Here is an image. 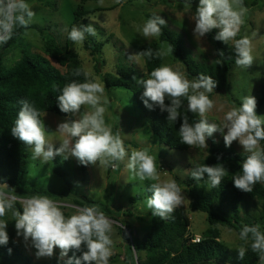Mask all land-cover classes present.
Returning <instances> with one entry per match:
<instances>
[{
    "label": "rangeland",
    "instance_id": "374dc122",
    "mask_svg": "<svg viewBox=\"0 0 264 264\" xmlns=\"http://www.w3.org/2000/svg\"><path fill=\"white\" fill-rule=\"evenodd\" d=\"M245 1L248 12L235 39L245 35L251 38L253 65L242 68L234 63L227 87L223 90L215 88L208 94L214 101L213 109L207 113L210 123L222 124L226 113L234 107H240L243 97L250 95L257 99V114L264 116V104L260 102L264 86V0ZM26 2L35 12L32 23L40 25L47 37L54 38L64 49L70 47L74 50L79 55L84 70L90 74L89 78L102 84L105 89L103 99L107 101L105 122L111 126L114 133L120 132L129 155L134 149L148 150L149 154L156 157V167L161 181L175 180L181 187L185 197L183 203L191 223L188 232L200 236L203 240L207 236L206 231L214 227L220 232L219 240L230 252L241 246L247 249L250 241L247 244L241 241L236 229L224 224L211 225L206 212L191 206L192 200L187 188L188 177L191 170L208 155L210 140L207 139V148L190 146L186 150L171 148L161 143L147 124L134 94L120 87L109 88L105 83V76L108 73H115L121 65L134 66L140 72L147 73L143 56L138 59L130 57L141 52V46L152 40L157 41L160 47L162 44L165 46L168 44L160 37L145 38L141 34L140 29L148 19V14L152 12L167 21L166 26L176 33L197 61L205 64L214 62L217 53L213 41L207 35L199 40L194 35L195 22L191 15L198 6L189 9L185 7V3L178 0H104L103 6H100L99 0H26ZM80 6L87 12L85 18L89 25L96 30L97 34L90 36L104 44L99 57L102 61L100 69H96L95 60L90 49L86 48L85 40L77 44L68 37L73 27H79L75 22V13ZM43 37L37 29H28L19 44L4 51V63L8 67L13 66L22 59L24 48H28L33 53L48 57L56 67L66 71L65 66H61L48 55ZM229 43L234 44V41ZM163 65L171 66L189 80L196 78L189 76L184 63L172 53L163 57ZM83 110L82 108L81 111ZM69 119H79V115L60 116L53 112L43 114L44 123L50 132H55L60 122ZM213 135L217 143L224 142L220 132ZM51 138L59 147L61 143L59 135L53 133ZM232 144L238 151L244 152L238 141ZM260 146L262 147L261 143ZM127 161L128 157H125L123 162H117V168L89 164L85 166V172H81L79 162L74 157L64 159L63 156H58L53 161L42 163L40 159L33 158L31 148L28 160L29 173L23 183L18 187L0 184V191L16 195L19 200L36 195L47 196L66 205L62 209L66 217L74 214L78 208L97 206L113 221L110 233L113 241L112 255L109 264H130L128 247L131 241H127L123 235V231L126 230L124 224H129L132 228L131 240L134 237L142 238L150 230L154 216L153 210L147 207V200L149 187L153 181L135 178L126 167ZM133 197L140 198L134 200ZM18 205L22 207V204L17 202L15 205L17 210ZM262 209L261 201L252 198L242 206L241 214L244 217L259 216ZM4 219L8 222L9 243L17 244L31 257L34 264L51 262L55 258L59 260V264H63L67 260V256L61 257L59 247L54 249L51 257H37V250L31 240L25 241L23 237L17 236L15 219L11 213ZM133 256L135 264H141L146 259L147 251L137 252L133 249Z\"/></svg>",
    "mask_w": 264,
    "mask_h": 264
},
{
    "label": "clouds",
    "instance_id": "9594fccd",
    "mask_svg": "<svg viewBox=\"0 0 264 264\" xmlns=\"http://www.w3.org/2000/svg\"><path fill=\"white\" fill-rule=\"evenodd\" d=\"M103 3L104 0H99L100 6ZM185 7H192L191 0H186ZM247 12L243 0H199L195 13L191 15L195 22L194 35L199 40L211 30L219 29L215 39L226 45L234 41L235 64L249 68L254 61L251 38L245 35L235 39ZM34 17L35 12L26 0H0V46L9 42L18 26L27 29ZM166 24L167 21L161 16H153L145 21L140 31L145 38L159 39L162 26ZM86 34L94 36L97 33L94 27L85 25L73 27L68 37L80 44ZM171 53L173 46L162 44L155 52L147 49L130 59L142 56L149 59L154 56L163 58ZM219 54L223 55V51ZM74 75H81V70H75ZM83 75L85 82L72 81L66 84L57 97L60 111L78 114L79 119L60 122L57 130L50 132L40 118L41 112L27 100H21L22 107L11 134L31 146L33 158L40 159L42 163L53 161L57 156H63L64 159L71 156L84 166L99 164L117 168V162H123L128 157L126 167L135 178L153 181L150 189L152 196L147 200V207L153 210L154 216L167 219L185 199L181 187L175 180L161 181L156 157L149 154L148 150L134 149L129 155L120 132L114 133L105 122L107 101L103 99L104 87L91 80L88 72L85 71ZM139 83L144 89L142 100L145 106L149 109L159 107L161 112L167 113L169 122H177L181 117L180 110L185 108V99V110L199 115L200 120L195 124L189 123L187 115L182 116L183 122L179 128L182 143L207 148V139L216 132L223 135L227 147H231L234 141L239 142L249 155L242 162V174L233 178L237 189L252 192L257 182H264V148L260 146V141L264 140V116L257 114V99L254 96L243 97L242 105L229 110L224 122L217 124L207 119V113L214 107V101L208 94L217 86L212 77L200 74L189 80L171 66L163 65L152 70L149 78L141 79ZM166 100L170 103H166ZM53 133L60 137L59 147L51 138ZM226 172L227 169L220 164L202 165L192 169L191 178L199 182L207 175L209 186L215 188L221 184ZM17 202L22 204V212L15 208ZM64 207L66 205L47 196L36 195L19 200L16 195L0 191V245L9 243L8 222L4 217L11 213L15 219L17 236L23 237L25 241L31 240L37 250V257H51L54 249L59 247L61 257L67 256L69 251H82L81 256L73 255L68 264H109L113 221L97 206L78 208L67 217L62 211ZM239 238L245 244L251 241L252 251L259 255L260 264H264V232L260 230V225H245ZM82 246H86L87 250L84 251ZM237 250L238 259L243 260L245 247L241 246Z\"/></svg>",
    "mask_w": 264,
    "mask_h": 264
},
{
    "label": "trees",
    "instance_id": "16d2710c",
    "mask_svg": "<svg viewBox=\"0 0 264 264\" xmlns=\"http://www.w3.org/2000/svg\"><path fill=\"white\" fill-rule=\"evenodd\" d=\"M178 1L186 3V0ZM191 3L192 6H198L199 0H191ZM243 4L246 6L247 2L243 0ZM86 13L82 6L77 9L75 22L79 24V27L89 25V21L85 18ZM153 16L157 15L153 12L149 13L148 19ZM30 28L37 29L44 36L48 55L61 66H65L66 71L56 67L48 57L33 53L28 48H24L22 59L13 66L8 67L4 63V51L19 44L25 32ZM218 31V29H213L206 34L213 41L217 53L216 60L208 64L197 61L192 52L169 27L162 26L160 39L173 46L172 54L184 63L189 76L198 77L200 74L210 76L217 82L216 89L223 90L229 83L230 71L236 60V52L234 44L226 45L215 39ZM240 38L242 37L239 36L237 39ZM85 46L91 51L96 69H100L102 61L99 57L102 54L103 42L86 34ZM147 49H152L155 52L160 49V46L157 41L152 40L141 46V51ZM220 51H223V55L219 54ZM143 58L147 73L140 72L134 66L121 65L115 73H108L105 76L106 86L109 88L120 87L131 91L154 136L171 148L186 150L190 146L182 143L179 135V128L183 122L182 116L187 115L191 124L197 123L200 117L198 114L187 112L185 106L180 110L181 117L177 122H169L167 113L161 112L159 107L154 106L149 109L145 106L142 100L144 89L139 81L149 78L152 70L162 66L163 58L155 56L151 59L146 56ZM77 69L81 70L79 76L74 75ZM84 72L79 55L70 47L65 49L61 47L54 38H48L45 30L38 24L31 23L27 29L18 26L14 29V35L9 42L0 46V184L18 187L29 173L28 160L32 147L11 134V128L22 107L20 101L27 100L36 107L41 112V120H43L44 112L70 116L71 113L65 114L60 111L57 97L66 84L72 81L85 82ZM260 102L264 104V86ZM166 103H170V101L166 100ZM186 103L185 99L184 105ZM208 139L210 140L208 155L197 166L220 164L227 169V172L221 184L215 188L209 186L207 175L197 182L191 178L190 173L187 188L192 200L191 206L206 212L211 225L224 224L240 233L245 225L259 224L260 230L264 232V182H257L253 186L252 192H245L237 189L233 181L235 175L242 174V162L249 153L238 151L233 144L231 147H227L224 142L217 143L214 140V135ZM260 143L264 148V140ZM79 170L85 172V166L79 163ZM60 174L63 176L62 173ZM151 196L150 190L149 197ZM140 197H133V199L138 200ZM252 198H258L261 201L262 212L259 216L244 217L241 214L242 206ZM17 207L22 212L23 208L20 205ZM190 224L184 203L176 207L165 220L154 216L152 227L142 238L134 237L131 240L132 228L129 224H124L126 230L123 231V235L127 241H131L128 247L130 264H135L134 248L137 252L147 251L146 259L141 264H260L259 255L251 249V241L243 260H240L238 259V250L230 252L228 247L219 240L220 232L217 228L208 229L205 233L207 236L203 240L193 242L192 234L188 232ZM82 249L87 250L86 246H82ZM73 255L81 256L82 251H69L67 260L63 264H68V260ZM0 264H34V262L17 244L8 243L6 246L0 245ZM43 264H59V260L55 258L53 261Z\"/></svg>",
    "mask_w": 264,
    "mask_h": 264
},
{
    "label": "built area",
    "instance_id": "2783aa9c",
    "mask_svg": "<svg viewBox=\"0 0 264 264\" xmlns=\"http://www.w3.org/2000/svg\"><path fill=\"white\" fill-rule=\"evenodd\" d=\"M192 241L193 242H200L201 241V237L198 235H192Z\"/></svg>",
    "mask_w": 264,
    "mask_h": 264
},
{
    "label": "water",
    "instance_id": "95a60500",
    "mask_svg": "<svg viewBox=\"0 0 264 264\" xmlns=\"http://www.w3.org/2000/svg\"><path fill=\"white\" fill-rule=\"evenodd\" d=\"M135 249V248H134ZM205 264H220V263H205Z\"/></svg>",
    "mask_w": 264,
    "mask_h": 264
}]
</instances>
